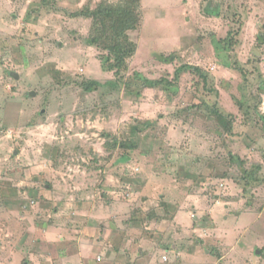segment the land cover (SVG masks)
Segmentation results:
<instances>
[{
    "label": "rangeland",
    "instance_id": "rangeland-1",
    "mask_svg": "<svg viewBox=\"0 0 264 264\" xmlns=\"http://www.w3.org/2000/svg\"><path fill=\"white\" fill-rule=\"evenodd\" d=\"M101 1L0 0V264H264V0H142L121 76Z\"/></svg>",
    "mask_w": 264,
    "mask_h": 264
},
{
    "label": "trees",
    "instance_id": "trees-1",
    "mask_svg": "<svg viewBox=\"0 0 264 264\" xmlns=\"http://www.w3.org/2000/svg\"><path fill=\"white\" fill-rule=\"evenodd\" d=\"M142 4V0H117L116 2L102 0L95 9L85 8L74 15L92 21V31L87 43L89 46H94L106 53L102 57V63L106 71H114L118 76H121L122 73L123 75L128 73L129 62L134 58L138 50V45L132 41L130 33L138 30V27L141 26ZM233 36V32H230L226 42L224 40L216 42L218 57H221L223 51L225 52L226 49H231L235 45ZM185 70L202 75V70L199 67H189V69L182 67V71ZM203 78L206 81L208 79L207 76H203ZM137 81L139 83H136L135 86H131V83L127 85L126 89L128 92H132L135 89L142 90L144 87L158 88V85L162 83V81L153 82L145 79ZM136 86L138 88H133ZM209 108L213 116L216 117L220 128L226 129L230 120L220 113L217 108L213 106ZM148 123L150 124V122ZM151 216H154L153 211L148 215V218Z\"/></svg>",
    "mask_w": 264,
    "mask_h": 264
}]
</instances>
